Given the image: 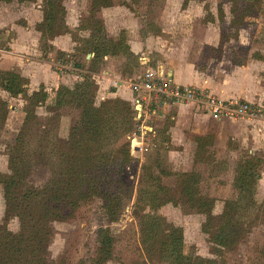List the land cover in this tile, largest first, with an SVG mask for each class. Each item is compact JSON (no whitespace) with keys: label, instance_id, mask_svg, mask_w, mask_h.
<instances>
[{"label":"rangeland","instance_id":"374dc122","mask_svg":"<svg viewBox=\"0 0 264 264\" xmlns=\"http://www.w3.org/2000/svg\"><path fill=\"white\" fill-rule=\"evenodd\" d=\"M183 3L184 0L61 1L64 12L55 9V12H58L53 15V22L57 28L50 32L49 27L44 28L46 36L38 44L39 53L42 59L50 60L57 72L78 77L70 86V90L73 91L77 83H83L80 77L86 78L87 83L93 82L94 86L89 84V93L94 96L93 100L97 105L118 98L101 99L96 81L92 78V73L101 69V59L105 55L111 57L117 72L122 76L120 81L124 80L117 87L138 75L142 76L146 69L142 63L146 59L151 67L158 64L170 66L176 61H187L181 59L186 51L183 44L193 37L214 40L218 36L219 41L230 43L235 48H238L237 42L242 39L244 45L240 47L241 50L235 51L234 54H237L232 57L235 63H242L248 58L244 51L253 55L255 50V56L261 53L264 60V0H190L188 7L183 6ZM39 11H43V0H10L8 3L0 1V59L2 52L7 48L6 43L2 42V31H7L9 39L16 36L13 28L21 35L28 36L29 40L33 39L29 35L34 31L33 24L39 19ZM7 21L9 25L6 28L2 22ZM125 25H128L127 36L131 44H139L140 41L143 43L138 56L131 54L123 44L124 40L127 42ZM61 33L69 34L66 39H70L72 44L69 54L62 52L64 56L56 47L50 45V36L53 34L56 37ZM98 39L102 40V44ZM110 41L116 42L108 43ZM96 46L99 55L94 60L93 49H96ZM27 55L25 61L34 57L35 52ZM87 55H91L89 59L86 58ZM4 72L19 75L16 71L1 69L0 84ZM41 88L46 93L45 103L35 109L37 121L32 123V130L27 127L28 130L25 131V134H29L26 138L30 143L24 147V151L32 155L34 162H30L27 168L28 160H23L21 166L25 164L29 173L26 174L27 180L20 187L22 191L29 185L39 189L52 178L53 170L44 165L45 160L38 155L44 151L48 152L52 161L50 151L53 144L59 139H67L70 128L80 119V110L75 107L74 95L61 98L64 104L57 107V93L50 102L43 86L31 92L27 81L26 92L16 97H11L0 86V246L4 242L6 232L17 234L21 229L18 218L12 210H8L11 201L8 200L10 197L5 195L2 182L12 174L10 162L13 163L21 157L19 151L16 152L13 147L17 135L26 130L23 124L24 107L27 105L24 97ZM50 119L54 122L48 127L47 120ZM137 122L139 131L135 132L134 136L132 131L120 140L108 142L102 154L100 153L89 166L90 173L87 177L93 179L92 186L98 196L99 192L104 195L108 193L122 201L118 202V207L114 204L118 208L114 214L115 221H110L107 217L106 203L109 200L97 197L96 191L87 203L83 201L81 206L71 211L65 209L66 218L51 225L53 234L47 245V264L91 263L100 252V247L97 248V230L100 228L108 230L114 239L113 260L107 264H169L160 259L157 251L144 248L141 240V220L148 216L162 217L166 227L177 228L176 235L182 238V252L185 256L195 260L216 258L213 255L214 244L210 232L217 228L219 220L214 218L223 213L225 203L238 198L233 186L237 164L232 162L233 166L230 165L231 160L230 157L228 160L229 154L226 152H233L232 149L237 146L229 144L228 148L223 149L224 146L214 140V136L203 142H195L196 136L207 134H190L187 147L174 146L168 133L169 126L172 125L170 122L160 121L156 128L151 121ZM143 127H146V130ZM46 129L48 133L43 135ZM125 150L128 151V157ZM112 164L119 166L117 175L111 171ZM260 168L264 170V165ZM184 173L192 174L194 180L198 179L201 197H211L214 200L211 214L207 213L208 219L204 213L196 211L193 205V201L199 197L190 199L179 186V175ZM154 179L161 181L163 190L158 191L160 188H155ZM164 192L170 193L171 197H165ZM252 192L249 197L246 194L244 199L240 197L237 205L238 215L231 220V230H235L241 239L236 247L224 251L218 257L224 264H264V176ZM151 198L158 203L173 201L154 205L151 204ZM206 209L209 208H202L201 211Z\"/></svg>","mask_w":264,"mask_h":264},{"label":"trees","instance_id":"16d2710c","mask_svg":"<svg viewBox=\"0 0 264 264\" xmlns=\"http://www.w3.org/2000/svg\"><path fill=\"white\" fill-rule=\"evenodd\" d=\"M0 1L8 3L10 0ZM61 1L64 0H43L42 21L35 26V29L42 34V40L46 36L44 31L45 27H49V32L57 28L53 22V15L58 12H55V9L64 12L60 4ZM189 1L184 0L183 6H186ZM50 37H52V40L55 36L52 34ZM97 41L102 44V40L98 39ZM115 42L110 41L108 43ZM223 43L220 41L219 44L221 45ZM123 44H125V48L130 52L125 40ZM96 47V49H93L95 54L94 60L99 55L98 46ZM100 52L102 53L101 50ZM63 54L62 56H64ZM2 74L4 78L1 79L0 86L11 97H16L26 92V80L14 73L4 72ZM82 79L83 83H77L76 90L74 89L72 91L68 88L61 87L57 92V107L64 104V101L60 100L61 98L74 95L75 107L80 110V119L70 128L67 139H57L58 141L53 144V148L50 151L52 161L48 152L44 151L38 155L45 160L46 164L44 165L49 166V169L53 170L52 178L47 180L39 189L29 185L22 191L20 187L27 180L26 174L29 173L27 168L30 166V162H34L32 155L24 151V147L30 143L26 138L29 134H25V131L27 132V127L31 129L32 123L37 121L35 109L40 105H44L46 93L41 88L32 95L24 97V101L27 103L24 107L25 117L23 121L26 130L17 135L13 147L16 152L19 151L21 157L20 159H15L13 163L10 162L12 174L2 182L5 195L10 197L8 200L11 201L8 210H12L14 216L18 218L21 229L17 234H8L6 232L4 242L0 246V264H47V245L53 234L52 223L62 221L66 218L64 214L65 209L69 211L74 210L76 207L81 206L80 204L83 201L87 203L94 196L93 194L96 189L92 186L93 179L91 180V177L89 179L87 177L88 173H90L89 166L100 156V153L102 154L108 142L120 140L132 131H139V123L134 120L136 116L134 103H128L117 98L106 100L96 106L93 100L94 96L89 93V84L93 85L94 83L92 81V83H87L86 78L82 77ZM61 92H64V94ZM39 95H41V98H39ZM53 122V119L47 120L48 127ZM47 133L46 129L43 135ZM212 138L213 134L208 133L205 136H196L195 142L199 143ZM203 147L204 145H202ZM124 148L128 150L126 146ZM237 149L232 150L237 151ZM127 150H125L126 157H128ZM226 152L229 153V151ZM23 160H28L26 162L27 168L25 164L23 167L21 166ZM262 165H264V159L261 156L244 150L239 151L233 179V186L238 198L237 200L235 199L225 203L223 213L219 217L214 218V220H219L217 228L213 232H210L211 241L214 244L212 245V250L213 255L216 256L215 259L195 260L185 256L182 252V238L176 235L178 233L177 228L174 226L166 227L163 218L159 216L143 217L141 220L143 234L141 240L144 248L150 251H157L159 257L161 256L160 259L169 264H224L221 260H218V257L224 251L236 247L237 242L241 239H239L240 235L238 236L235 230H231V220L238 215L237 205L239 204L240 197L244 199L245 194L248 197L251 196L252 191L257 188L261 174L264 173V170L260 168ZM111 166V171L114 175H117L119 166L114 164ZM179 179H181L179 180V186L183 188L184 193L190 199L199 197L196 201H193V205L196 211L202 214L204 213L208 219L207 213L209 215L211 214L214 200L211 197H201L202 192L199 181H197L198 179L194 180L192 174H181L179 175ZM153 185L155 188H160L158 191L164 189L161 181L157 179H154ZM99 193L98 196L96 191L97 197L100 198L101 196L102 200H109L106 203L108 206L107 217L110 221L114 222V214L118 209L114 204L118 207L120 204L118 202L122 201L118 197L111 196L108 193L105 195L104 193ZM164 196L171 197V194L164 192ZM151 199V204L154 205H163L166 202L173 201L161 202L159 200L160 203H158L157 200ZM152 208H154L153 205ZM202 208L209 209L202 212ZM97 244V248L100 247L98 249L100 252L96 254V257L89 264H107L111 262L113 260L114 239L108 230L103 228L97 230ZM163 258H166V260Z\"/></svg>","mask_w":264,"mask_h":264},{"label":"crops","instance_id":"0c3cea01","mask_svg":"<svg viewBox=\"0 0 264 264\" xmlns=\"http://www.w3.org/2000/svg\"><path fill=\"white\" fill-rule=\"evenodd\" d=\"M39 13V19L33 24V35H29L33 38H30L31 40L28 39V36L16 32L14 28L12 30H14L16 36L12 39L7 38L6 30L2 31V42L6 43L7 48L2 52L0 64H2V71L13 70L26 78L31 92L36 91L40 86L45 87V91L48 93V100L52 102L60 87L70 89V86L76 82L78 77L71 76L68 73H59L52 67L49 59H42L38 50L42 34L35 29V26L42 21V12L39 11ZM2 25L7 28L9 23L8 21L2 22ZM26 26L28 28V25ZM124 28L127 36L128 30L126 28H128V25H125ZM66 35L69 34L56 36L51 40L50 45L56 47L60 52L69 54L70 52L68 51L72 44L70 39L69 41L66 39ZM127 42L132 54L138 56L139 49L143 46V43L140 41L139 44L136 42L131 44L132 42H130L128 36ZM219 43L218 36L214 40L190 38V41L183 44L186 51L184 52L185 55L181 57V59H187V61H176L170 66L158 64L151 67L148 66L149 60L146 59L148 61L142 63L146 67L143 74L147 71L156 72L173 85L206 89L212 95L223 100L235 99L264 108V60L261 58L263 55L260 53V55L255 56V50L253 55H250L243 50L248 58L242 63H235L232 57L237 54H234V52L241 50L240 47L244 45L242 39H240L239 43L237 42L238 48L230 45V43L226 44L224 42L221 45ZM31 52H35L34 57L29 58V61H25L27 54ZM110 58L109 55H105L101 59L103 64L99 72L92 73V78L97 84L98 95L101 99L118 97L135 104V96L127 88L126 83L123 84L124 86L117 87L124 80L120 81L122 76L117 72ZM139 77L140 75L130 80H137ZM94 104L97 106L95 102ZM134 120L136 121V117ZM150 121L152 125L154 123L155 128L160 125V121H168L172 124L169 126L168 133L170 134V142L174 146L187 147L190 142L187 138L190 134L205 135L208 133H212L214 139L218 140L224 148L229 144L236 145L237 151H229L228 153V160L230 157L231 166H233L232 162L237 164L235 153L239 154L241 150L249 153L251 151V153L264 159V124L260 121H218L198 113L191 106L185 105L162 109L157 116L152 117L146 123ZM143 129L146 130V127H143ZM148 129L151 130V128ZM134 135L135 132L133 133ZM263 176L264 173L261 174L260 180Z\"/></svg>","mask_w":264,"mask_h":264},{"label":"built area","instance_id":"2783aa9c","mask_svg":"<svg viewBox=\"0 0 264 264\" xmlns=\"http://www.w3.org/2000/svg\"><path fill=\"white\" fill-rule=\"evenodd\" d=\"M126 86L135 96V106H141L140 120L144 123L162 109L185 105L218 121L264 124V108L260 106L235 99L223 100L202 88L173 85L156 72L147 71L137 80L126 82Z\"/></svg>","mask_w":264,"mask_h":264},{"label":"water","instance_id":"95a60500","mask_svg":"<svg viewBox=\"0 0 264 264\" xmlns=\"http://www.w3.org/2000/svg\"><path fill=\"white\" fill-rule=\"evenodd\" d=\"M91 55H87L86 58L89 59ZM135 110H136V121L140 120L141 117V106L140 105H136L135 106Z\"/></svg>","mask_w":264,"mask_h":264}]
</instances>
